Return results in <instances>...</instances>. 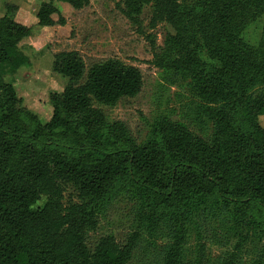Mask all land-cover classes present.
Here are the masks:
<instances>
[{"label": "trees", "instance_id": "trees-1", "mask_svg": "<svg viewBox=\"0 0 264 264\" xmlns=\"http://www.w3.org/2000/svg\"><path fill=\"white\" fill-rule=\"evenodd\" d=\"M243 1L208 0L203 7L207 20L201 23L206 44L236 74L242 67V47L232 29ZM58 3L81 10L89 0L43 2L35 17L41 36L66 25ZM147 6L154 9L152 26L166 22L180 32L181 0L118 4L121 13L138 25ZM8 9L14 13L0 19V264H127L132 242L123 244L109 235L93 248L86 242L88 230L96 228L88 207L103 203L123 183L141 187L163 206L217 198L264 219V138L238 116L239 111L233 112L242 104L248 83L256 80L261 88L252 96L249 111L254 117L264 116V68L241 82L229 79L220 68L192 61L188 68L202 97L213 104L230 99L232 112L213 113L216 130L211 142L180 125L167 124L153 141L136 145L126 139L121 124H108L94 104L112 105L138 95L144 84L141 70L109 60L87 72L78 52L54 54L51 70L66 85L62 92L50 94L52 113L43 121L4 81V76L29 64L19 45L33 37L31 26L16 22L17 7L8 4ZM152 63L165 70L184 67L158 53ZM233 175L241 178L239 187L233 184ZM69 187L78 192L79 202H64ZM180 251L171 246L166 264H181Z\"/></svg>", "mask_w": 264, "mask_h": 264}, {"label": "rangeland", "instance_id": "rangeland-1", "mask_svg": "<svg viewBox=\"0 0 264 264\" xmlns=\"http://www.w3.org/2000/svg\"><path fill=\"white\" fill-rule=\"evenodd\" d=\"M46 1L0 0V19L14 13L6 11L7 5L13 4L17 7L16 22L33 29V37L19 45L29 57V64L15 75L4 76V81L43 121L52 113L50 94L62 92L66 85L51 70L53 55L63 51L78 52L87 72L109 60L141 70L144 84L138 95L112 105L94 104L108 124H121L126 139L136 145L153 141L167 124L180 125L211 142L216 130L213 113L232 112L230 99L213 104L202 97L195 75L188 68L192 61L220 68L229 79L241 82L264 68V0H244L235 17L232 37L242 47L240 74L203 38L201 23L207 20L203 7L208 0H181L180 32L166 22L152 26L151 6L144 8L138 25L121 13L118 4L122 0H89L81 10L58 3L66 25L46 30L41 36L35 17ZM154 53L166 61L179 60L184 67L177 71L159 69L152 63ZM260 88L256 80L248 83L242 104L233 112L239 111L238 116L264 138V116L254 117L249 111L252 96ZM232 182L239 187L241 178L233 175ZM77 196L78 192L69 187L64 202H79ZM88 212L94 214L96 226L87 232L88 246L93 248L106 235L123 244L132 242L127 264H166L174 245L181 249V264H264V219L228 201L201 197L163 206L141 187L123 183L103 203L90 205Z\"/></svg>", "mask_w": 264, "mask_h": 264}]
</instances>
